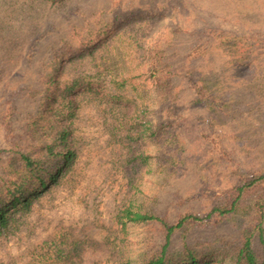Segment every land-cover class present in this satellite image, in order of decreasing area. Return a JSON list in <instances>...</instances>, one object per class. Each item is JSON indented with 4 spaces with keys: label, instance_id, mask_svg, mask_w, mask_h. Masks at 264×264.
<instances>
[{
    "label": "rangeland",
    "instance_id": "rangeland-1",
    "mask_svg": "<svg viewBox=\"0 0 264 264\" xmlns=\"http://www.w3.org/2000/svg\"><path fill=\"white\" fill-rule=\"evenodd\" d=\"M125 13L132 23L124 40L136 35L170 67L167 96L174 107L172 126L161 132L163 144L137 142L136 149L151 158L136 171L128 166L125 120L155 122L167 114L147 59L140 63L135 48L121 46V31L96 52L98 68L88 63L76 73L111 92L112 76L128 75L130 58L133 68L141 65L143 75L130 80L142 83L141 90L125 85L112 90L113 101H103L77 89L71 109L58 111L62 115L47 111L44 99L48 75L62 55L99 39ZM1 58L0 68L20 76L0 78V95L16 87H24L25 95L13 118L0 112V194L6 190L3 179L9 182L18 172L20 155L47 160L50 154L41 146L50 141L73 155L58 183L32 199L28 212L17 211L6 230L0 228V264H31L36 245L50 241L59 245L56 264L149 258L164 244L165 229L158 221L120 228L115 217L125 201L171 224L182 216L199 217L172 233L171 253L188 243L229 263L244 230L252 231V246L262 249L264 181L247 186L232 211L215 208L229 209L247 178L264 173V0H0ZM68 70L64 79L71 78ZM56 129L65 135L55 138ZM32 186H40L37 179L19 195Z\"/></svg>",
    "mask_w": 264,
    "mask_h": 264
},
{
    "label": "trees",
    "instance_id": "trees-1",
    "mask_svg": "<svg viewBox=\"0 0 264 264\" xmlns=\"http://www.w3.org/2000/svg\"><path fill=\"white\" fill-rule=\"evenodd\" d=\"M128 14H122L117 17L114 22L109 25V29L104 28L100 33L99 40H90L88 43H84L81 47V50L76 51L70 54H63L64 58L60 66L56 67L57 70H53L49 76L47 91L44 95V99H49V104L47 111L53 110L57 112V115H62V112L66 109H71V106L74 104L73 96L77 92V89H81L84 93L91 96L93 99L103 100L107 97L109 100L115 99V94L112 93V90L124 89L125 85L133 87V89H142V83L134 85L130 80L138 79L139 76H142L141 65L132 66V63L135 60L127 58V63L129 65L130 72L126 76H120L118 78H111V92L101 83L92 80H85V75L82 73H76L82 71L83 67L90 63L93 67H97L95 54L97 51L101 50L105 44H108L109 41L113 38L114 33L120 32L118 35V40L121 41V46L124 43L125 47L129 46L130 48H135L134 53L138 54L136 60L140 63L146 61L149 67L147 72L151 79V84L154 87V90L157 93H161V99L164 102L161 109L164 114H167L165 118H160L155 122H142V123H130L129 118L125 120L124 127L127 130L128 138L131 141L129 146L130 155L128 160V166L131 170L136 171L141 164L146 163L151 155L146 154L143 150H137V142L143 140L144 138L156 139L155 142L159 144L162 143L161 132L164 129H169L172 126V122H169V114L171 109L174 108L171 104V99L168 98V76L171 74L170 67L166 64L161 53H156L152 56L151 50L147 45L139 43V40L136 35L129 37L127 40H124V33L127 32V28L132 23V20ZM142 30V29H141ZM147 47V48H144ZM78 49V48H76ZM125 49V50H128ZM129 51V50H128ZM14 55L11 53L9 56ZM89 59V61H84ZM4 61V59H0ZM69 69V70H68ZM66 70L71 75L70 79H64ZM14 73H6V70L0 68V78L3 80L4 75L13 79L14 77L20 76V72L13 70ZM9 79V80H11ZM4 81V80H3ZM7 83V82H6ZM5 83L4 86H7ZM165 89V92H164ZM25 95L24 87H16L13 91L6 88L3 90V93L0 95L1 105L3 106L0 111L4 116L13 118L16 115L17 109L19 108L18 101L23 98ZM117 98V96H116ZM112 103V102H111ZM168 117V118H167ZM12 120L10 125L12 124ZM9 125V126H10ZM14 125V124H13ZM12 127L15 130L14 126ZM135 131V134L132 135V131ZM66 130L56 129L52 131L56 134L55 138H60L65 135ZM55 141H50L45 143L42 149H45L50 158L47 160H39L33 158L31 155H20L21 165L17 167L18 172L14 174L16 181L12 179L11 181H6V178L3 179L5 182V191L0 194V228L6 230L9 225L15 220V213L21 210L23 213L28 212L30 209L31 200L37 198L42 192H44L48 187L58 183L60 177L69 167L70 161L72 159V152L69 149L66 150H57L55 148ZM24 173V176L19 178V174ZM37 179L40 183V186H32L25 194L22 193L24 187L29 183ZM248 180L238 188V195L234 198L230 204V208H215L219 213H226L229 210H233L236 205L237 200L240 197V193L243 192L247 186H253L257 183L264 181V173L257 174ZM34 183V182H33ZM19 195V196H18ZM254 196V195H253ZM259 198V197H258ZM254 196L253 202H258L259 199ZM255 203V205H256ZM262 206L259 210V215H263L264 203H260ZM19 205V206H18ZM120 228H125L129 222L140 223L146 221H158L162 224L165 229V242L162 244L160 249L153 253L149 258L141 260L139 262H134L132 260L123 259L121 264H264V241H262V249L257 251L251 244V234L252 231L244 230V239L241 242L240 246L233 253L231 261L226 263L224 259H216L214 252L210 250H195L191 248L188 243L184 244L179 253H171L168 249L169 240L172 233L177 229L182 227V225L190 219H199L197 216L186 215L180 217L175 223L171 224L165 221L162 218H159L156 215L142 211L134 207L133 203L128 201L124 202L121 205L116 217H115ZM259 224L257 228L259 233H261V218H259ZM61 242V241H60ZM54 245H53V244ZM52 244V245H51ZM49 245V247H47ZM59 245L56 246L54 241L44 242L42 244L36 245L33 251H37L32 257L31 264H56L58 258H54V254L59 252ZM203 249V248H202ZM215 257V258H214Z\"/></svg>",
    "mask_w": 264,
    "mask_h": 264
}]
</instances>
